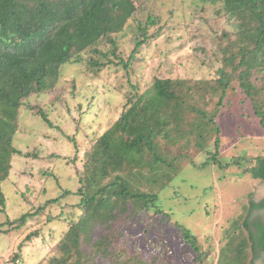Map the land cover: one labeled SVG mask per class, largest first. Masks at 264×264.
Wrapping results in <instances>:
<instances>
[{
    "label": "trees",
    "instance_id": "trees-1",
    "mask_svg": "<svg viewBox=\"0 0 264 264\" xmlns=\"http://www.w3.org/2000/svg\"><path fill=\"white\" fill-rule=\"evenodd\" d=\"M148 1L0 0V212L5 207L1 184L9 177L12 157L22 155L12 146L20 108H36L41 122L55 128L48 114L28 99L53 93L66 65L89 68L92 74L122 68L130 88L128 97H122L115 122L96 141H90L83 155L74 194L79 198L74 209L80 214H70L67 230L53 254L42 261L45 264H157L154 257L144 259L138 253L130 256L125 249L115 250L116 222L147 212L170 218L157 201L183 168V150L193 147L204 156L195 166L198 169L217 166L223 170L228 165L219 161L221 129L216 117L229 91H240L250 101L258 124L264 127V0H197L202 7L214 6L216 16L233 27L217 38L221 67L211 80L155 79L139 92L129 67L134 55L150 47L162 31L150 34L157 24L152 16L145 22L137 20ZM121 41L131 46L126 57L119 50ZM101 48L108 50L103 53ZM84 53L101 55L106 62L91 58L84 66ZM59 101L71 113L68 101L62 96ZM69 142L75 145L73 138ZM241 159L250 164L245 173L264 182V158ZM237 161L234 158L229 164ZM68 195L64 191L33 213L0 224V234L6 232L2 231L6 225L20 229L43 216L46 208ZM247 208L224 229L217 264H255L259 254H264V226L255 223L252 232L249 222L253 210L264 209V200H251ZM173 225L195 252L196 263L204 264L212 250L201 251L196 236ZM30 239L27 236L25 241ZM17 260L19 254L14 255L13 264Z\"/></svg>",
    "mask_w": 264,
    "mask_h": 264
},
{
    "label": "rangeland",
    "instance_id": "rangeland-1",
    "mask_svg": "<svg viewBox=\"0 0 264 264\" xmlns=\"http://www.w3.org/2000/svg\"><path fill=\"white\" fill-rule=\"evenodd\" d=\"M140 1L147 0H135L137 4ZM215 11L214 6L202 7L197 0L147 2L146 11L140 12L137 20L145 22L152 16L157 24L150 29V34L160 28L162 31L159 30L150 47L134 55L129 67L130 79L139 92L147 90L155 79L214 78L221 67L217 38L233 30L231 23L216 16ZM125 35L126 39L131 37L129 33ZM118 44L126 57L131 46L127 43L124 46L123 41ZM82 56L84 66L91 58L106 62L101 55L84 53ZM63 68L53 93L28 99L48 114L55 128L41 122L36 108L28 110L22 106L19 110L12 146L22 155L12 157L9 177L1 184L5 207L4 213L0 212V224L33 213L64 191L70 195L20 229L6 225L2 229L6 232L0 234V264H13L16 254L21 264H45L44 260L53 254L56 243L67 230L70 214H80L74 209L79 200L74 194L79 185L78 171L82 170L83 155L90 141H96L115 122L123 104L122 97L130 94L122 68L105 69L94 75L89 68L81 66ZM61 96L68 101L71 113L61 105ZM240 98L244 101L238 103ZM216 118L221 129L219 161L228 165L223 170L217 166L198 169L195 166L203 162L204 156L193 147L183 150L186 155L183 168L161 191L157 201L170 218L147 212L128 221H117L119 235L112 237L117 252L125 249L130 256L138 253L144 259L154 257L157 264H197L195 252L183 240L180 229L173 225L177 223L196 236L201 251L212 250L204 264H217L223 231L231 219L246 211L251 200L255 203L264 200V182L246 174L244 170L250 164L241 159L264 158V127H260L250 101L240 91L227 93ZM70 138L76 146L69 142ZM234 158H239V162L229 164ZM56 217L61 219L58 221ZM48 218L53 219L47 222ZM249 222L252 232L255 223L264 226V209L253 210ZM27 236L31 237L29 241H25ZM255 264H264V254H259Z\"/></svg>",
    "mask_w": 264,
    "mask_h": 264
},
{
    "label": "built area",
    "instance_id": "built-area-1",
    "mask_svg": "<svg viewBox=\"0 0 264 264\" xmlns=\"http://www.w3.org/2000/svg\"><path fill=\"white\" fill-rule=\"evenodd\" d=\"M15 264H20V261H19V260H17V261L15 262Z\"/></svg>",
    "mask_w": 264,
    "mask_h": 264
}]
</instances>
